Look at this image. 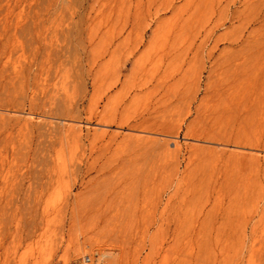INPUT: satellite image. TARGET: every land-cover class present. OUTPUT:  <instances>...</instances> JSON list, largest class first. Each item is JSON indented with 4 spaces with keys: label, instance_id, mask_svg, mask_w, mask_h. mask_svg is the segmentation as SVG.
Wrapping results in <instances>:
<instances>
[{
    "label": "rangeland",
    "instance_id": "1",
    "mask_svg": "<svg viewBox=\"0 0 264 264\" xmlns=\"http://www.w3.org/2000/svg\"><path fill=\"white\" fill-rule=\"evenodd\" d=\"M251 1H4L0 264H264Z\"/></svg>",
    "mask_w": 264,
    "mask_h": 264
},
{
    "label": "bare ground",
    "instance_id": "2",
    "mask_svg": "<svg viewBox=\"0 0 264 264\" xmlns=\"http://www.w3.org/2000/svg\"><path fill=\"white\" fill-rule=\"evenodd\" d=\"M4 1L0 0V15L1 13L5 14L4 11L8 14L7 10L3 9ZM237 18L238 24L236 28L237 34L235 47L237 63L234 68L236 82L234 83L238 88V90H236L244 97L245 94L250 96L253 95L255 85L258 82H260L258 83L259 85L261 84V90L264 91V0L251 1L247 7L238 10ZM1 24L5 25L3 22H1ZM5 26H7V24ZM0 41V44L7 46V40L3 41L0 39ZM224 89L226 90V88ZM262 99H264V97Z\"/></svg>",
    "mask_w": 264,
    "mask_h": 264
},
{
    "label": "built area",
    "instance_id": "3",
    "mask_svg": "<svg viewBox=\"0 0 264 264\" xmlns=\"http://www.w3.org/2000/svg\"><path fill=\"white\" fill-rule=\"evenodd\" d=\"M90 261H91V257H90V256H86V257L84 258V263H85V264L90 263Z\"/></svg>",
    "mask_w": 264,
    "mask_h": 264
}]
</instances>
